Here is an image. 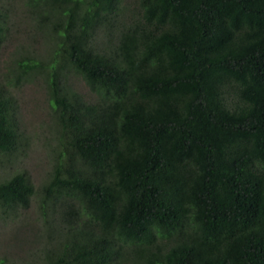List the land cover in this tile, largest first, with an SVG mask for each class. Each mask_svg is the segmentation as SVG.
<instances>
[{"label": "trees", "instance_id": "1", "mask_svg": "<svg viewBox=\"0 0 264 264\" xmlns=\"http://www.w3.org/2000/svg\"><path fill=\"white\" fill-rule=\"evenodd\" d=\"M28 1L53 54L13 70L49 80L41 207L60 231L45 264H264V0H138L131 21L120 0ZM70 68L94 100L62 83ZM17 112L0 85L2 163L22 142ZM35 191L15 171L0 209Z\"/></svg>", "mask_w": 264, "mask_h": 264}, {"label": "rangeland", "instance_id": "2", "mask_svg": "<svg viewBox=\"0 0 264 264\" xmlns=\"http://www.w3.org/2000/svg\"><path fill=\"white\" fill-rule=\"evenodd\" d=\"M28 2L0 0L6 27L0 45V85L6 86L17 101L18 129L22 137L19 147L8 155L9 161H0V182L20 170L27 174L36 190L27 206L9 208L7 212L0 209V264H45L46 252L59 247L57 232L60 230L54 233L56 223L50 217L52 209L41 207L42 187L52 172L56 145L54 117L47 92L49 80L44 73L46 69L43 72L31 70L20 83H16L19 75L13 73L14 65L21 58L48 66L53 57L49 30L38 25ZM138 11V0H120L118 19L131 21ZM99 32L96 39L105 46L111 34L106 35L105 29ZM61 81L85 100H94L95 95L74 69L64 71ZM67 202L76 204L75 199ZM55 207L58 209L60 204Z\"/></svg>", "mask_w": 264, "mask_h": 264}]
</instances>
